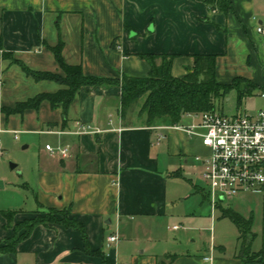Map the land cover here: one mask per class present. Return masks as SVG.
<instances>
[{
    "label": "crops",
    "instance_id": "crops-1",
    "mask_svg": "<svg viewBox=\"0 0 264 264\" xmlns=\"http://www.w3.org/2000/svg\"><path fill=\"white\" fill-rule=\"evenodd\" d=\"M230 1L234 12L224 13L203 0H0V240L36 211L70 208L85 227L90 249L101 251L87 252L79 230L40 225L15 252L0 253V264H264V256L243 262L239 230L233 244L222 238L218 242L205 183L188 177L201 199L191 214L175 209L184 195L178 190L184 170L180 162L194 158L203 164L197 157L208 149L183 131L153 129L168 124L148 126L135 111L123 118L120 86L80 89L66 121L62 107L53 108L47 100L22 113L3 110L63 88L53 80L36 81L4 53L31 69L61 73L48 48L60 41L66 61L82 65L87 75L147 76L150 65L140 55L168 53L177 55L172 72L181 77L195 54H214L220 82L241 76L262 93L264 34L257 29L264 27V0ZM78 122L102 132L77 134ZM159 133L166 137L158 142ZM20 144L33 147V176L24 181L6 167ZM47 144L68 146V156L51 155ZM261 192L230 201L239 205L232 209L252 218V227L255 216L252 210L248 216L243 202L247 194ZM5 210L18 211L12 224ZM176 219L183 228H170ZM172 230L181 239L190 235V243L174 240ZM115 233L119 240L109 243ZM254 238L250 252H259L264 243L254 249ZM178 243L185 248L179 250Z\"/></svg>",
    "mask_w": 264,
    "mask_h": 264
},
{
    "label": "trees",
    "instance_id": "trees-1",
    "mask_svg": "<svg viewBox=\"0 0 264 264\" xmlns=\"http://www.w3.org/2000/svg\"><path fill=\"white\" fill-rule=\"evenodd\" d=\"M212 8L224 13L234 12L230 0H203ZM128 29V27H127ZM3 46L0 18V49ZM115 47V44L113 45ZM48 48L53 52L61 70L60 72L34 70L22 61L13 57L10 52L4 53V58L11 59L19 64L23 71L36 81L53 80L63 86L53 93H39L25 101L18 102L14 107H4L7 114L22 113L26 109H37L47 100L53 108L62 107L63 121L67 120L70 104L77 92L86 87H102L117 85L121 87L120 112L126 118L143 100L139 110V117L145 118L148 126L158 124H180L187 113L202 114L218 110L217 100L226 97L231 91L237 92L238 104H241L247 95H251L258 85L244 77H235L229 83H222L217 78V55L195 54L193 65L187 68L185 75H173V63L176 54L143 53L140 56L150 65L147 76H131L122 74L121 77H102L85 74L82 65L70 64L66 61L60 41ZM17 210L2 211L3 215L13 223ZM42 214L36 211L31 218L24 219L14 226V234L0 240V253L15 252L18 244L28 238L33 230L40 225H61L66 228L79 230L87 246V252L100 255V250H92L88 246V237L84 225L72 216L71 209L49 208ZM223 216L229 218L239 230L242 241V251L245 253L244 263L257 261L264 256V248L259 252H250V244L255 236L252 231V218H244L232 208L224 209ZM174 256L169 257V261ZM262 261V260H261ZM158 264H168L160 261Z\"/></svg>",
    "mask_w": 264,
    "mask_h": 264
},
{
    "label": "built area",
    "instance_id": "built-area-1",
    "mask_svg": "<svg viewBox=\"0 0 264 264\" xmlns=\"http://www.w3.org/2000/svg\"><path fill=\"white\" fill-rule=\"evenodd\" d=\"M257 31L264 34V27L259 26ZM261 96L264 98V87ZM185 115L200 116V121L191 125L168 124L152 128L180 130L190 137L201 139L208 153L197 159L203 158L202 179L209 191L213 213L221 201L264 189V108L254 113L234 115L218 110ZM100 132V128L78 122L77 134ZM165 137L164 133H159L157 141ZM46 149L51 155L62 158L69 154L68 146L47 144ZM178 227L174 226L175 229ZM118 240L116 233L108 237L109 243Z\"/></svg>",
    "mask_w": 264,
    "mask_h": 264
},
{
    "label": "rangeland",
    "instance_id": "rangeland-1",
    "mask_svg": "<svg viewBox=\"0 0 264 264\" xmlns=\"http://www.w3.org/2000/svg\"><path fill=\"white\" fill-rule=\"evenodd\" d=\"M143 100L139 101V103L136 105L134 110L131 112L133 115V112L135 111V115L138 116L139 110L142 106ZM217 106L218 111L223 112L227 115H234L237 113H254L259 111L260 109L264 108V98L261 96V89L257 87L254 92L251 95H247L245 99L242 101L241 104H238L237 100V92L235 90L231 91L226 97L220 98L217 100ZM200 116H183V119L181 121V125H191L193 123H199ZM24 144V143H23ZM33 151V147L31 148H25L22 144L16 145V149L13 152V157L7 158V168L10 169L9 171H12L21 181L26 180V177H32L33 176V162L31 158V153ZM8 153V151H6ZM5 152V153H6ZM203 159V158H202ZM180 162V161H179ZM182 163L183 170V176L180 181V192L184 194L182 196L181 202L176 204V210L181 213H189L191 214L194 206L198 203V198L201 199L200 195L198 193L193 192V188L191 186V183L189 180H187L188 177L193 178L196 183L204 184V181L202 179V172L204 169V166L201 162L195 161L194 158L191 159V161L187 164ZM12 164H17L18 167L12 168ZM2 179H0L1 181ZM1 183V182H0ZM186 196V197H185ZM231 199H226L224 201L219 202L217 209L214 211V231L216 232L217 240L219 242L220 238L223 240H228L230 243H234L236 234L238 233V229L236 225L229 219L223 216V210L234 207L237 209L239 207L238 204H235L234 201L233 205H231L230 202ZM244 207L246 212L248 211V216H250L251 210L254 214V224L252 227V231L256 234L254 238V249H260L264 243V195L263 192L258 194H250L246 196L244 200ZM208 207H210L209 203H206ZM47 210V209H46ZM46 210H41L42 214H45ZM34 216V215H33ZM32 216V217H33ZM22 222V221H20ZM18 222V223H20ZM17 223V224H18ZM173 224H178L179 226H182L183 224L180 223L179 220H173L170 222V228ZM173 231V230H172ZM169 233V236L172 237L174 240L175 238H178V240H181L183 243H190L188 242L191 237L188 236H179V233L176 231H173ZM237 231V232H236ZM210 233V232H209ZM179 242V243H182ZM178 243V244H179ZM191 245V244H190ZM184 244H179V250H183Z\"/></svg>",
    "mask_w": 264,
    "mask_h": 264
},
{
    "label": "water",
    "instance_id": "water-1",
    "mask_svg": "<svg viewBox=\"0 0 264 264\" xmlns=\"http://www.w3.org/2000/svg\"><path fill=\"white\" fill-rule=\"evenodd\" d=\"M16 167V164H12V168H15Z\"/></svg>",
    "mask_w": 264,
    "mask_h": 264
}]
</instances>
